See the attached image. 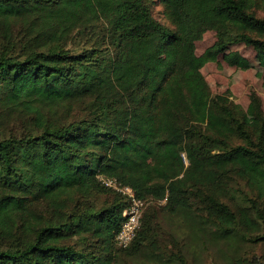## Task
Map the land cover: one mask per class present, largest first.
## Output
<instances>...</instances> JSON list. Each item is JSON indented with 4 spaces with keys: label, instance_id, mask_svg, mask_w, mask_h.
<instances>
[{
    "label": "trees",
    "instance_id": "trees-1",
    "mask_svg": "<svg viewBox=\"0 0 264 264\" xmlns=\"http://www.w3.org/2000/svg\"><path fill=\"white\" fill-rule=\"evenodd\" d=\"M261 11L264 0H0V264L142 252L192 264L188 233L190 246L236 244L231 264H264L237 253L264 243L262 100L212 93L202 72L220 56L248 68L239 43L264 66ZM10 119L21 126L6 134ZM100 176L150 202L128 247L116 235L129 200ZM161 210L179 221L171 245L157 242Z\"/></svg>",
    "mask_w": 264,
    "mask_h": 264
},
{
    "label": "rangeland",
    "instance_id": "rangeland-1",
    "mask_svg": "<svg viewBox=\"0 0 264 264\" xmlns=\"http://www.w3.org/2000/svg\"><path fill=\"white\" fill-rule=\"evenodd\" d=\"M154 13L158 19L165 24H171L170 20L164 11V7L159 2L155 5ZM260 14L264 15V11ZM215 32L209 30L203 34V37L196 42L197 52L201 53L203 50L215 41ZM231 49L239 50L242 54L249 58L250 66L246 69L238 68L229 65L220 56L217 60L209 61L202 67V72L208 82L212 93H229L234 102L243 106H247L250 102V94L255 91L259 94L264 108V66H261L255 58L254 49L243 43L235 44ZM13 120L5 121L6 134L14 129L20 128L21 124L17 123V127L13 124ZM18 120V118H17ZM3 123V125H4ZM103 200L100 198L99 201ZM179 223L178 219L169 215L165 210H161L157 216V230L159 238L157 242L161 245L167 243L173 244L171 241V232L175 231L176 225ZM192 237L190 233L186 234L181 239L186 251H183L192 264H231L229 252L237 249L236 244H227L220 241L215 242L206 238V246H197L194 242L191 244ZM170 247L167 246V251ZM171 250H177L176 246H172ZM175 252V251H174ZM237 253L241 256L253 257L256 255L259 260L264 261V243H255L250 239L245 240L238 248ZM151 257L149 252H142L134 256H121L119 264H162Z\"/></svg>",
    "mask_w": 264,
    "mask_h": 264
},
{
    "label": "built area",
    "instance_id": "built-area-1",
    "mask_svg": "<svg viewBox=\"0 0 264 264\" xmlns=\"http://www.w3.org/2000/svg\"><path fill=\"white\" fill-rule=\"evenodd\" d=\"M100 179L108 187L125 194L129 200V205L123 212L125 219L116 235L117 244L121 247H128L138 233L142 215L150 202H145L137 197L132 187L123 185L115 178L100 176Z\"/></svg>",
    "mask_w": 264,
    "mask_h": 264
}]
</instances>
